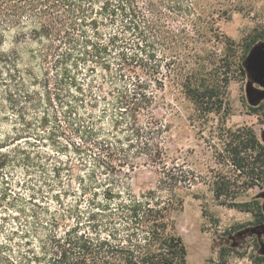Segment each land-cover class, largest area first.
<instances>
[{
	"label": "rangeland",
	"instance_id": "rangeland-1",
	"mask_svg": "<svg viewBox=\"0 0 264 264\" xmlns=\"http://www.w3.org/2000/svg\"><path fill=\"white\" fill-rule=\"evenodd\" d=\"M232 1L233 8L225 2L227 8L234 10L218 22L220 31L241 45L255 39L259 42L245 62L246 77L237 75L230 84L233 111L227 125L233 129L252 127L264 142V0ZM183 23L177 21L173 26L181 29L185 27ZM25 27V30L0 32V56L13 58L17 51L21 59L17 70L13 67L7 70L0 62V156L7 157L0 158L4 163L0 166V242L10 243L11 231L17 227L15 218L24 217L18 214L19 209L26 211L31 226H45L39 232L42 236L57 222L60 234L79 225L82 231L90 230L103 237L115 231L123 237L136 233L144 239L142 228L127 229L115 222L121 213H127L122 208L134 202L146 207L157 203L163 206L171 199L180 198L183 206H176L171 212L169 232L186 244L187 264H264L261 260L264 259V224L257 225L252 213L229 209L215 200L209 185L210 167H215L211 151H207L201 132L187 120L184 110L178 109L180 116L177 114L174 90L167 78V61L161 56L156 73L125 72L124 80L116 75L120 61L112 59V70L119 81L114 85L104 82L102 91L95 89L98 105L92 120H88L84 110L80 111L82 119L91 121L97 130V145L73 135L69 124L72 119L65 114V107L55 102L60 125L54 118H50L47 130L33 124L32 134L23 135L19 143L24 152L13 147L4 149L10 138L30 131L19 120L6 91L15 92V80L19 82L22 77L29 91L44 93L46 70L54 91L63 71L56 68L53 60L43 63L39 58L32 59V51L39 46L34 41L25 43L17 39L21 33L29 35L32 26ZM127 53L139 55L140 51L128 49ZM140 56L147 58L145 53ZM75 72L85 88L90 79H96L99 86L102 82L99 78L104 74L100 70L99 77L90 75L83 63ZM34 78L39 79L37 85ZM139 85L143 90L138 89ZM61 94L66 99V93ZM121 97L126 98L125 105L119 104ZM260 104L262 108L254 112L252 107ZM47 107L43 105L37 112L31 111L29 117H40ZM27 154L36 161L35 166L23 161ZM185 155L189 160L186 164ZM55 169L59 171L57 176ZM181 169L190 172L193 181L191 186L180 184L178 193H173L169 191L167 173L178 175ZM85 187L91 190L85 193ZM247 197L259 200L264 209V189L255 188ZM91 215H95L94 220ZM25 226L32 230L30 225L25 223ZM33 245L39 247L37 241Z\"/></svg>",
	"mask_w": 264,
	"mask_h": 264
},
{
	"label": "trees",
	"instance_id": "trees-1",
	"mask_svg": "<svg viewBox=\"0 0 264 264\" xmlns=\"http://www.w3.org/2000/svg\"><path fill=\"white\" fill-rule=\"evenodd\" d=\"M225 2L231 7L234 4L232 0H0V32L25 30L27 24L32 26L29 35L21 33L17 39L25 43L34 41L39 46L31 53L33 60L39 58L43 63L53 60L56 68L63 70L54 91L46 69L44 93L29 91L22 77L19 82L15 80V92L6 91L13 110L30 131L16 134L3 148L13 147L24 152L19 143L23 135L32 134L33 124L47 130L50 118H54L60 125L56 104L65 107V114L72 119L69 124L73 135L97 145V130L91 121L83 120L80 115L84 110L88 120H92L98 105L95 89L102 91L104 82L117 84V76L124 80L125 72L156 73L161 62L158 56H161L167 61V78L174 90L177 114L180 116L178 109L184 110L187 120L201 132L207 151H211L215 167H210L209 185L215 200L229 209L252 213L257 225L264 224L261 202L247 199L251 190L264 189V142L252 127L233 129L227 125L233 111L230 84L237 75L246 77L244 62L259 40L241 45L222 34L218 22L234 10L227 8ZM177 21L184 22L185 27L175 29L173 24ZM128 49L140 53L129 56ZM144 53L148 59L141 58L140 54ZM112 59L120 61L116 77ZM20 61L17 51L13 58L0 56L7 70L11 67L17 70ZM80 63L87 66L88 73L94 77H99L98 73L103 71L99 86L96 79H90L85 88L74 75ZM10 78L12 80L13 76ZM34 81L37 85L39 79L34 78ZM138 89L143 90V86L139 85ZM126 103V98L121 97L119 104ZM43 105L50 109L47 107L40 117H29L31 111L37 112ZM261 108L260 104L252 110L258 112ZM0 158L7 157L1 155ZM2 160L1 167L4 166ZM23 161L36 165L29 154ZM188 161L185 155L183 162ZM179 171L178 175L172 171L167 173L169 191L173 193H178L180 184L191 186L193 181L190 172ZM54 174H59L58 169ZM89 190L83 188L85 193ZM168 203L146 207L134 202L122 208L127 213H121L119 221L115 222L124 224L127 229L142 228L144 239L136 233L123 237L115 231L103 237L90 230L82 231L79 225L60 234L57 222L42 236L39 232L45 226H31L26 211L19 209L18 214L24 217L15 218L17 227L11 231L10 243L0 242V264H187L186 244L169 232L170 214L176 206L182 207L183 201L175 198ZM90 218L94 220L95 215ZM36 241L38 248L33 245Z\"/></svg>",
	"mask_w": 264,
	"mask_h": 264
},
{
	"label": "water",
	"instance_id": "water-1",
	"mask_svg": "<svg viewBox=\"0 0 264 264\" xmlns=\"http://www.w3.org/2000/svg\"><path fill=\"white\" fill-rule=\"evenodd\" d=\"M253 49H254V48H253ZM253 49H252V51H253ZM252 51L250 52V54L252 53ZM250 54H249V55H250ZM249 55H248V57H249ZM248 57H247V59H248ZM247 59H246V60H247ZM245 62H246V61H245ZM245 62H244V67H245ZM245 69H246V67H245ZM246 72H247V71H246ZM187 263H188V262H187Z\"/></svg>",
	"mask_w": 264,
	"mask_h": 264
}]
</instances>
